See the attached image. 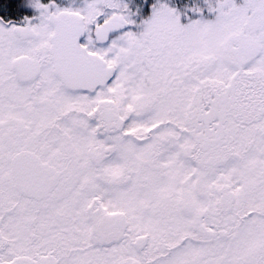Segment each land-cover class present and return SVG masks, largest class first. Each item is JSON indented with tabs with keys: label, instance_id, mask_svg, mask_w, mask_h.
Here are the masks:
<instances>
[{
	"label": "snow or ice",
	"instance_id": "6c2138e0",
	"mask_svg": "<svg viewBox=\"0 0 264 264\" xmlns=\"http://www.w3.org/2000/svg\"><path fill=\"white\" fill-rule=\"evenodd\" d=\"M0 264H264V0H0Z\"/></svg>",
	"mask_w": 264,
	"mask_h": 264
}]
</instances>
